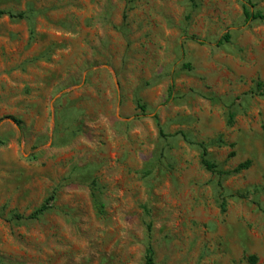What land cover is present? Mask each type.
Listing matches in <instances>:
<instances>
[{
	"label": "rangeland",
	"instance_id": "obj_1",
	"mask_svg": "<svg viewBox=\"0 0 264 264\" xmlns=\"http://www.w3.org/2000/svg\"><path fill=\"white\" fill-rule=\"evenodd\" d=\"M244 5L264 13L0 0L23 14L0 17V264H144L148 245L153 264H264V21Z\"/></svg>",
	"mask_w": 264,
	"mask_h": 264
},
{
	"label": "trees",
	"instance_id": "obj_2",
	"mask_svg": "<svg viewBox=\"0 0 264 264\" xmlns=\"http://www.w3.org/2000/svg\"><path fill=\"white\" fill-rule=\"evenodd\" d=\"M7 15L8 17L12 18V19H19L23 17L22 13H13L11 11H6V10H2L0 9V17L1 16H5ZM243 15H244V20L246 22L249 21H254V20H261L264 21V13L260 12V11H256L253 12L251 11L246 5L243 6ZM189 39L196 41V42H201L197 37L195 36H189ZM229 39V35L225 34L221 40H219V43H222V41H228ZM256 91L260 94H262L263 90H264V83L262 82H257L256 83V87H255ZM137 107L141 110V111H145V106L142 105L140 102H137ZM229 119H232V115L229 116ZM157 129L160 135L163 134L162 129L160 128L159 123L157 122ZM201 164L202 166L209 172L216 174L217 176L221 177L223 175H225L227 172L222 171L221 169H219L217 167V165L212 162L210 159H208L207 157V150L206 147L204 145L201 146ZM250 165V161L246 160L242 163H240L234 171H240L242 169L247 168ZM93 197H95V195H93ZM55 199V193H52L51 195H49L44 201L43 203L37 208L35 209L33 212H31L26 218H35L37 217L39 214L47 211L49 208H51L52 203ZM96 206L99 208V210L101 211L102 208V204H98V202H96ZM16 219H21L22 216L20 215H16L15 216ZM249 261L250 262H255V257L254 256H250L249 257ZM144 264H153V250L151 248L150 245H148L146 247L145 250V262Z\"/></svg>",
	"mask_w": 264,
	"mask_h": 264
}]
</instances>
